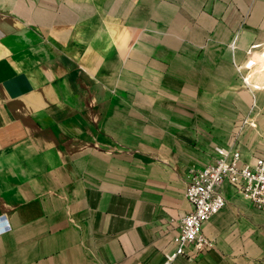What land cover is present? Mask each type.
I'll return each mask as SVG.
<instances>
[{"label":"crops","instance_id":"obj_1","mask_svg":"<svg viewBox=\"0 0 264 264\" xmlns=\"http://www.w3.org/2000/svg\"><path fill=\"white\" fill-rule=\"evenodd\" d=\"M195 11L194 0H0V264H264V212L229 188L226 207L203 226L214 247L167 263L165 224L190 210L184 192L150 200L149 187H134L133 165L119 181L114 159L79 147L81 127L70 124L80 85L102 70L101 49L137 47L124 62V79L134 80L155 44L135 46L140 28L153 19L180 33ZM106 15L119 26L115 44ZM247 82L263 90L264 70L255 66Z\"/></svg>","mask_w":264,"mask_h":264},{"label":"rangeland","instance_id":"obj_2","mask_svg":"<svg viewBox=\"0 0 264 264\" xmlns=\"http://www.w3.org/2000/svg\"><path fill=\"white\" fill-rule=\"evenodd\" d=\"M194 1L195 16L184 17L180 33L153 19L140 28L135 46L155 44L146 50L145 64H134V80L124 79V62L137 47L101 49L102 70L94 82L86 78L80 85L81 104L70 117L81 127L79 147L112 157L109 168L119 181L133 165L134 187H149L150 200H176L188 170L210 164L226 149L238 148L245 162L264 155V82L259 91L247 82L255 66L264 70V0ZM101 21L114 42L116 19ZM190 38L198 47L186 46ZM84 53L87 58L89 48ZM147 169L148 177L142 176Z\"/></svg>","mask_w":264,"mask_h":264},{"label":"built area","instance_id":"obj_3","mask_svg":"<svg viewBox=\"0 0 264 264\" xmlns=\"http://www.w3.org/2000/svg\"><path fill=\"white\" fill-rule=\"evenodd\" d=\"M225 188L264 212V155L245 162L239 149L231 148L210 164L188 170L183 196L190 210L166 221L174 247L165 255L167 263L180 256L194 260L213 248V241L203 234V226L226 207Z\"/></svg>","mask_w":264,"mask_h":264}]
</instances>
